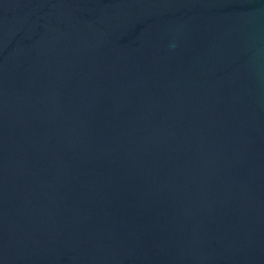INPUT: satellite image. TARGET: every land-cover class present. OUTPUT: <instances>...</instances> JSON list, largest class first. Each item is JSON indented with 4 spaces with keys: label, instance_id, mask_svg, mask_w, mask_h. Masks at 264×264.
Wrapping results in <instances>:
<instances>
[{
    "label": "water",
    "instance_id": "1",
    "mask_svg": "<svg viewBox=\"0 0 264 264\" xmlns=\"http://www.w3.org/2000/svg\"><path fill=\"white\" fill-rule=\"evenodd\" d=\"M0 264H264V0H0Z\"/></svg>",
    "mask_w": 264,
    "mask_h": 264
}]
</instances>
